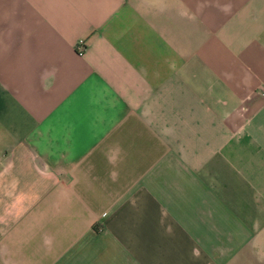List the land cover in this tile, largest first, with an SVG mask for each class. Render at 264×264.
<instances>
[{
	"label": "crops",
	"instance_id": "crops-1",
	"mask_svg": "<svg viewBox=\"0 0 264 264\" xmlns=\"http://www.w3.org/2000/svg\"><path fill=\"white\" fill-rule=\"evenodd\" d=\"M0 264H264V0H0Z\"/></svg>",
	"mask_w": 264,
	"mask_h": 264
},
{
	"label": "built area",
	"instance_id": "built-area-1",
	"mask_svg": "<svg viewBox=\"0 0 264 264\" xmlns=\"http://www.w3.org/2000/svg\"><path fill=\"white\" fill-rule=\"evenodd\" d=\"M83 44H84V42H83L82 39L78 40V42L76 44V49H77L78 54H81L82 53Z\"/></svg>",
	"mask_w": 264,
	"mask_h": 264
}]
</instances>
